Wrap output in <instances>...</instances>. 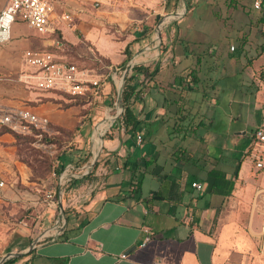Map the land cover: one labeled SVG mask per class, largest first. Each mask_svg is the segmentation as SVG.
Listing matches in <instances>:
<instances>
[{"label": "crops", "instance_id": "1", "mask_svg": "<svg viewBox=\"0 0 264 264\" xmlns=\"http://www.w3.org/2000/svg\"><path fill=\"white\" fill-rule=\"evenodd\" d=\"M5 2L0 0V10ZM140 3L156 5L160 0H140ZM155 12L161 13L159 10ZM144 18L145 21L141 22L146 25L131 28L134 36L125 41L126 51L123 50L120 58L115 53L113 59L108 53H101L104 60L109 62L107 69L114 67L117 70L116 65L126 61L128 52L136 64L150 66L149 71H154L151 66L157 60L160 62L161 53L154 47L155 37L151 36L148 17ZM55 28L63 40L76 44L78 38L74 37L70 41L62 30ZM14 29L16 33H11V41L0 47V114L25 106L33 113L45 117L51 125L74 129L81 122L80 117H75L78 114V111L75 112L77 107L61 108L59 103L41 100L48 99L54 93L36 90L18 81L19 74L25 70L23 51L28 48L41 49L38 43L45 45L53 40L50 35L39 36L22 24L15 25ZM77 30L81 32L82 29L77 26ZM69 32L72 33V30ZM53 44L57 46L59 43L54 41ZM152 48V52L143 53L144 49ZM138 51L140 54L137 55ZM190 55L185 53L182 60L179 57L175 59L181 63L184 60L187 62ZM196 58L198 61L200 57ZM174 64L173 58L168 59L163 66L159 64L150 81L142 85L135 84L138 98L133 108L139 123L135 135L116 129L112 135H100L102 138L98 148L96 143L99 137L91 132L89 135H75L76 143L89 141L87 148L94 158L95 154L98 156L99 164L94 173L86 178L88 173L78 171L70 155H65V166L59 175L64 173L66 178L65 182L57 178V191L60 193L61 186L69 182L71 189L67 202L77 214L69 213L64 217L59 207V214L64 218L62 221L59 217L53 219L54 215L46 218L42 214L39 215L42 223L38 228L23 229L19 225L15 226L14 219L20 199H30L29 204L32 206L39 205L34 194L24 190H32L38 185L30 180V170L18 159L14 137L6 132L0 134V174L9 181V185L0 189V238H9L4 253L0 242V262L3 257L10 255V258L23 256L16 264H244L243 258L236 259L232 253L237 252L232 246L235 226L218 222L225 205L222 206L219 199L213 201V205L212 200L204 199L207 194L213 195L209 190L212 179L207 176V172L211 169L229 171L227 165L230 160L221 159L225 157L223 153L226 147L215 146L216 151L211 155L207 151L208 142H205V138H199L200 142L196 146L188 143L193 140L192 135H226V129L211 131L210 127L213 119L209 110L219 107L221 102L209 99L208 95L205 96L206 90H203L205 86L199 87L203 84L198 78L201 68H179L178 65L176 69V61ZM245 73V81L254 76L250 68ZM213 83L216 88V82ZM113 86L114 80L109 76L105 80L103 92L109 90L110 94ZM256 86L249 90V99L238 102L241 108L246 106L249 109L246 113L249 118H253L254 127L248 132L247 127L250 125L246 124L235 133L250 139L240 155L242 161L238 174L242 178H247L251 166L255 172L264 169H256L255 160L251 158L256 155L258 146H264L262 143L257 146L254 137L257 130L264 133V83L260 82ZM194 94L198 96L197 99L190 98L195 97ZM100 105L104 106L105 103ZM104 109L103 120L112 124L119 111L114 117L108 118L107 108ZM237 115L240 117L241 112H237ZM136 135H141L139 143ZM214 139L219 137L213 138L212 143ZM77 146L78 149L82 148L81 145ZM195 154L199 157L195 158ZM245 158H248L247 164L244 163ZM194 181L201 184L200 191L190 186ZM49 182L50 178L41 180L40 184L46 186ZM135 187L136 192L133 190ZM214 221L217 224L212 232ZM249 228L253 234L251 244L255 246L263 264L257 242L260 229H253L251 221ZM39 237H47V240L40 243L37 240ZM146 238V244L141 246ZM223 243H229L230 248H224ZM245 250H252V247L248 244ZM121 255L125 257L121 258Z\"/></svg>", "mask_w": 264, "mask_h": 264}, {"label": "rangeland", "instance_id": "2", "mask_svg": "<svg viewBox=\"0 0 264 264\" xmlns=\"http://www.w3.org/2000/svg\"><path fill=\"white\" fill-rule=\"evenodd\" d=\"M59 4L65 5L64 7H68L69 9L79 6V2L75 0H58V5ZM84 8L85 10L82 13L76 15L74 12L72 21L69 25L59 20V11L56 12L57 17L53 20V24L58 29L62 30L64 36L68 40L71 41L74 37L78 38L76 44H73L77 47L76 52L62 45L59 46L60 48H64V50L60 51L56 49V46L53 44L54 41L52 43H46L45 45L40 43L37 44L41 49L51 48L54 49L52 51H59V53L66 58L78 59L79 63H83L87 68L100 69V72L110 74L114 80L115 86H113L110 94H108L109 90L103 92V84L101 87V98L97 104L87 103L84 105H75V107H77L75 112L78 111L75 117L78 119L80 117L79 121H82L77 124L79 127L76 132L79 135H85L87 133L85 122L90 120V132L95 137H99L96 143V147L98 148L102 138L100 135H112L116 130L115 126H113L114 122L111 124V122L103 120V111L105 110L104 108H107L106 115L108 118L114 117L117 110L119 111L117 89L124 71L128 70L127 73H129L130 69L128 63H126L125 66H123L122 63L117 64V70H115L114 67L110 68V70L107 69L106 66L108 65L105 64L103 60L104 56H102L101 53H108L107 55H110L112 59L115 58L113 53L118 57L122 55L123 50L126 51V48L124 49L125 41L134 36V30H131V28L133 26L140 27L146 25L145 22H141L145 21L144 17L146 16L148 17L147 22H149L150 25L148 27H150L152 37L157 35L158 28L161 26L160 37L157 39L155 37L153 42L155 45L154 47L161 53L160 62L157 60L158 62H154L151 66L154 72L158 70L159 64L163 66L165 61L170 58H173V64L176 61V66L174 67L176 69L178 65L179 68L187 67L188 69H197L199 67L202 72L199 73L198 78L203 81V84L199 87L205 86L203 90H206L205 96L208 95L209 99L219 100L221 102L219 107H213L209 110L210 117L213 119L210 127L211 131L226 129V135H192L193 140L188 141V143L190 142L191 144H189L191 146H196L200 142L199 138L203 137L205 138L204 140H206L205 142H208L206 145L207 151L211 155L216 151L215 146L222 145L226 147V152L223 153V156H225L224 158L232 160L233 162H235L234 159L236 157L241 158L240 155L249 144L250 139L240 137L235 133L246 124L250 125L247 127L248 132L254 127L252 125L253 118H249L247 115L249 109H247L246 106H242L241 108L238 102L241 99L245 102L244 99H249L250 91L258 87L256 84L260 82L264 83L263 11L254 10L251 5V0H167L166 3L160 0V3H156V5L142 4L140 0H100L97 9H93L89 5H85ZM153 8L156 11H161V13L155 14L156 12ZM177 13L181 15L176 18H169L165 21V18L168 17L167 15L170 16V14ZM15 25L21 24L15 23L12 26V34L16 33L14 29ZM54 25H52L53 30L56 29ZM77 26L81 27V32L77 30ZM70 29L72 33L69 32ZM164 36L166 37L165 39ZM46 40L48 39L46 38ZM231 46L234 47V50H231ZM137 49H139V47H137ZM153 50V48L150 50L144 49L143 53H149ZM139 51L136 53L137 55L140 54ZM185 53L191 54L187 62L184 60L181 63L175 59L179 57L182 60L183 54ZM196 57H200L198 61ZM128 60L130 61L131 59ZM137 61L140 60L137 58ZM135 64L136 62H134V65ZM249 68L253 70L254 76L245 81V70ZM240 70H242V72H240ZM213 81L216 82V88ZM241 81L242 83H240ZM201 92L202 91H200V93ZM105 96L106 98H104ZM193 96H195V94ZM190 98L197 99L198 96ZM47 100H50L52 103H55V100L60 106V101L62 103H67V99L58 93L50 95ZM102 103H105V105H100V107L99 104ZM96 106L98 108L94 109ZM61 108H63V106H61ZM237 112H241L240 117L237 115ZM99 123L100 126L97 127ZM49 132L50 127L48 133ZM75 135H71L70 137L68 135L63 136L60 140V146L58 144L45 143L41 136L36 135L34 138L35 142L31 144L21 141L20 148L18 149V159L19 157L20 159L24 158L33 171H35V169H40L42 163L45 162L49 168V173H44L43 178H41L42 175H36L30 171V180L35 182L38 186L34 187L32 190H24H28L34 194L39 205L37 207L32 206L29 204V201H31L30 199H20V204L17 206L16 218L14 219L15 226L19 225V227L23 229L38 228L42 223V219L39 218V215L42 214H44L46 218L50 215H54L53 219L59 217L58 219L62 221L64 218L59 214V207L64 217L69 213L71 215L77 214L74 207L70 206L67 202L70 198L71 189L69 182L65 186H61L60 193L57 191L56 181L61 172H57L59 162L56 156L61 155L62 151L65 152V155H70L72 158L71 162L76 165L78 171L81 173V168L85 164L90 165L86 178H89V176L94 173L95 169L93 170V166L94 164H99V161H97L98 156L96 154L94 158L89 152L87 148L89 146V141L84 140L83 142L76 143L74 139ZM60 137H62V135ZM215 137H219V139H214V143H212V139ZM221 137L223 138L221 139ZM77 145H81L82 148L78 149L79 146ZM36 149L41 151L40 154ZM229 149L230 151L228 152ZM256 155H261L262 158H264V146H258ZM195 156V158L199 157L198 154H195ZM251 158L253 160L254 156H251ZM243 160L245 164L248 163V158ZM101 161L102 160H100V162ZM223 162L225 161L223 160ZM45 164L43 166H45ZM200 164L203 165L202 162ZM233 168L234 164L227 165L228 172H231ZM53 172L55 176H53ZM48 178H50V182L46 186L40 184L41 180L45 181ZM8 182L7 184L9 185ZM235 183L230 198L228 197V199L222 203V206L225 205V208L222 209V213L218 217V222L221 225L232 224L235 226L236 230L234 231H236V234L232 235V246L237 249V252L232 253L236 255V259L239 257H241L240 259L243 258L242 261H245L243 262L244 264L247 262L248 264H261L258 252L250 241L252 240L251 235L253 234L249 232L251 231L249 222L251 221V227L253 229H260L264 204V169L255 172L254 167L251 166L247 178H242L238 174ZM62 190H64L63 194ZM79 190L83 191V189ZM84 190L86 191L87 189L84 188ZM73 194L72 191V195ZM60 195L61 197L59 199ZM204 199L212 200V205L213 201L221 200L218 195L214 194H207ZM216 224L217 223L214 221L212 224V232L215 231ZM231 233L234 234V232ZM33 237L35 238V236ZM8 240L9 238L6 236L0 238L2 253L6 252L4 249L7 246ZM37 240L42 243L47 240V237H39ZM234 242L235 244H233ZM228 244L229 243H223V247L227 249L230 248ZM248 244L252 247V250H245L248 248ZM226 252L229 253L228 251ZM236 259L234 262H236Z\"/></svg>", "mask_w": 264, "mask_h": 264}, {"label": "built area", "instance_id": "3", "mask_svg": "<svg viewBox=\"0 0 264 264\" xmlns=\"http://www.w3.org/2000/svg\"><path fill=\"white\" fill-rule=\"evenodd\" d=\"M75 1L79 2V6L69 9L68 7H64L65 5H58V0H6L4 7L0 10V46L11 41L12 26L15 23L24 25L39 36H49L55 30H53L52 24L54 18L57 17V11L60 12L59 20L69 25L74 12L76 15L84 12L85 5L97 9L100 4V0ZM161 1L166 3L167 0ZM251 5L256 11H264V0H251ZM59 45L56 46V49L63 51L64 48H60ZM231 50H234L233 46H231ZM22 60L25 70L19 74V82L39 91L58 93L65 98H84L89 104L98 103L101 98V87L110 76L108 73L100 72V69L96 70L95 68L85 67L83 63H79L78 59L66 58L59 51L28 48L23 51ZM1 126L22 134L29 133L30 126L40 133L49 131L48 120L33 113L25 106L17 108L12 112L1 113ZM36 136L41 135L37 134ZM254 137L257 141V146L258 143L264 144L263 131L257 130ZM135 138L138 143L141 141V135H136ZM253 156L255 168L258 170L263 168L262 156ZM89 168L90 165H84L81 168L82 174H87ZM52 174L55 176L54 172ZM65 176L64 173L59 175V179L64 181ZM6 185L5 178L0 174V189H3ZM190 186L198 191L202 188L201 184L196 181L192 182ZM147 240L148 238L145 239L141 246H144ZM257 242L264 264V205ZM124 257L125 255H121V258Z\"/></svg>", "mask_w": 264, "mask_h": 264}, {"label": "trees", "instance_id": "4", "mask_svg": "<svg viewBox=\"0 0 264 264\" xmlns=\"http://www.w3.org/2000/svg\"><path fill=\"white\" fill-rule=\"evenodd\" d=\"M177 1V0H176ZM50 39L53 41H57L60 45H62L65 48H70L73 52H76V45H72L65 40L62 39L58 31H54L50 36ZM48 50H54V49H48ZM127 57L130 59L131 55L127 52ZM127 59V60H128ZM104 60V59H103ZM127 60L123 63V66L126 65ZM105 64L108 65L109 62L104 60ZM154 72V71H153ZM153 72L149 71V67L143 66V65H134L131 69L130 72L127 73L124 77V83H123V89H122V94H121V102L123 106V111L121 112L120 116L117 117L114 121V125L116 129H122L125 133L129 135H135L139 123L137 122L136 115L134 113V101L137 100L138 98V92L135 91V84H140L142 85L143 83H146L151 80ZM195 79V77H194ZM193 79V81H194ZM67 103H61V106L63 108H68L71 106L75 105H84L87 104L88 102L84 98H66ZM41 100H47V98H42ZM56 103L57 101L54 100ZM96 109V107H94ZM82 122V121H81ZM86 123V135L90 134V126H91V121L88 120ZM49 127L51 129V133L48 132H42L40 133L39 131L35 130L32 126H30V132L26 134L18 133L15 131H12L11 129L1 126L0 127V134L1 133H10L14 139H15V145L17 147V155H18V149L20 148V143L21 141H25L28 144L35 142V135L40 134L42 137L43 142L45 143H50V144H58L59 146L61 145L60 140L63 138V136L68 135L69 137L72 135H75L78 130L79 125H77L74 129L72 130H67L64 128H61L59 126L51 125L49 124ZM76 132V133H75ZM62 135V137H60ZM65 142V141H64ZM64 144V143H63ZM38 150V149H36ZM251 149L249 148V151ZM39 154L41 151H39ZM59 164H58V173L61 172L64 169V163L66 160L65 159V152L62 151L61 155L56 156ZM221 159H225L224 157H221ZM19 160L23 162L24 164L27 165V167L30 169L32 173H35L36 175H42L41 178H43L44 173H49V168L47 166V163L45 162L42 163V167L40 169H33L31 168L30 165L27 164V162L24 160V158ZM47 160V159H46ZM235 162L230 160L229 164H234V168L232 169L231 172L228 171H223V170H218V169H211L210 171L207 172V176L212 179V183L210 185L209 190L215 194L221 197L222 203L232 194L234 190V181L238 176V171H239V166L242 161V158H236L234 159ZM229 162V161H228ZM45 164V166H43ZM148 164V163H146ZM97 164H94L93 170L96 168ZM136 166L134 167L133 171L135 170ZM136 187L133 188L136 192ZM23 256H18V257H13L10 259H7L2 262V264H16ZM22 264H29L27 262H24Z\"/></svg>", "mask_w": 264, "mask_h": 264}, {"label": "water", "instance_id": "5", "mask_svg": "<svg viewBox=\"0 0 264 264\" xmlns=\"http://www.w3.org/2000/svg\"><path fill=\"white\" fill-rule=\"evenodd\" d=\"M185 7H186V4H185ZM179 15H181V14H179V13H177V14H174L173 16L174 17H177V16H179ZM160 34H161V26H159V28H158V32H157V35H156V39L157 38H159L160 37ZM129 67L131 68L133 65H134V58L133 59H131L130 61H129ZM129 68V69H130ZM127 72H128V70H125L124 71V73H123V75H122V78H121V82H120V84H119V87H118V97H117V101H118V103H119V112L116 114V116L114 117V120L117 118V117H119L120 116V114H121V112L123 111V106H122V102H121V94H122V89H123V83H124V77H125V75L127 74ZM10 258V255L9 256H6V257H3L2 258V260H1V262H3L4 260H7V259H9Z\"/></svg>", "mask_w": 264, "mask_h": 264}, {"label": "bare ground", "instance_id": "6", "mask_svg": "<svg viewBox=\"0 0 264 264\" xmlns=\"http://www.w3.org/2000/svg\"><path fill=\"white\" fill-rule=\"evenodd\" d=\"M179 12H180V11H179ZM171 17H173V16H168V17H166V18H165V21H166L167 19L171 18ZM155 37H156V36H155ZM119 108H120V107H119ZM99 126H100V125H99ZM99 126H98V127H99ZM101 132H102V130H101ZM95 140H96V139H95ZM93 141H94V139H93Z\"/></svg>", "mask_w": 264, "mask_h": 264}]
</instances>
